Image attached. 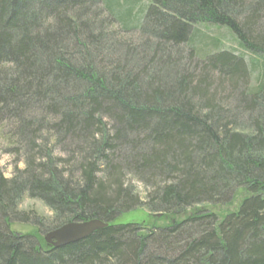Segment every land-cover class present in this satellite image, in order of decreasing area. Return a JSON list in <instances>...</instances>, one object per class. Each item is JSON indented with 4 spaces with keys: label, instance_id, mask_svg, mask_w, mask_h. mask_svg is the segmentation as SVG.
Wrapping results in <instances>:
<instances>
[{
    "label": "trees",
    "instance_id": "trees-1",
    "mask_svg": "<svg viewBox=\"0 0 264 264\" xmlns=\"http://www.w3.org/2000/svg\"><path fill=\"white\" fill-rule=\"evenodd\" d=\"M0 140V264H264V0H0Z\"/></svg>",
    "mask_w": 264,
    "mask_h": 264
},
{
    "label": "rangeland",
    "instance_id": "rangeland-1",
    "mask_svg": "<svg viewBox=\"0 0 264 264\" xmlns=\"http://www.w3.org/2000/svg\"><path fill=\"white\" fill-rule=\"evenodd\" d=\"M207 34L209 38L219 37L222 45L221 49L231 50L234 51L235 53H238L240 51V48L235 44V42L229 37L227 33H224V31L211 28V30ZM135 39H137V37H135L133 40ZM245 56L248 55L245 54ZM4 147H5L4 143L2 142V140H0V173L4 177H8L10 176L14 168L15 158L9 155L8 151ZM17 167L21 168L22 163L18 162ZM242 194L243 193L236 194L234 200L229 205L207 207V209L205 210L207 212L214 213L219 218H222L226 213L234 211L238 208L243 197ZM19 209L29 214H33V216L36 215L38 217H43L45 223L50 224L53 219L52 212L48 208H46L43 204L35 200H30L28 198H25L21 202ZM116 223H136L139 224L140 226L145 225L148 228H152L153 226H166L169 223V220L159 216L157 217L151 216L147 213L146 210L140 209L120 216L116 221ZM11 230L18 233L35 235V237H38L39 241L41 240V242L44 245H49L44 241V237L46 234L42 236L41 235L38 236L36 232V228H33L30 225H19V224L13 225L11 226Z\"/></svg>",
    "mask_w": 264,
    "mask_h": 264
},
{
    "label": "water",
    "instance_id": "water-1",
    "mask_svg": "<svg viewBox=\"0 0 264 264\" xmlns=\"http://www.w3.org/2000/svg\"><path fill=\"white\" fill-rule=\"evenodd\" d=\"M106 226L107 224L98 220H91L82 223H69L49 232L44 237V241L53 248H60L83 240L94 232L104 229Z\"/></svg>",
    "mask_w": 264,
    "mask_h": 264
}]
</instances>
